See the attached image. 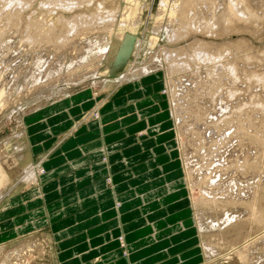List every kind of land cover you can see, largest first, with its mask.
<instances>
[{
	"label": "rangeland",
	"instance_id": "1",
	"mask_svg": "<svg viewBox=\"0 0 264 264\" xmlns=\"http://www.w3.org/2000/svg\"><path fill=\"white\" fill-rule=\"evenodd\" d=\"M4 1L5 0H0L1 3H3ZM22 1L25 2L24 0H21V2ZM31 1H30L31 4L28 3L27 5L21 3V5H23V6H18V2L16 1V2H14L13 6L9 7L8 10L11 11V9H14L16 7L17 8L20 7V9L22 10V13L25 14V15H29L30 18L33 17L32 19H34V20H37V19L38 20L39 19L43 20L45 22V26H44V28L46 27L45 29H47V30L50 29V28L56 29L54 34H56V33L58 34L61 30L64 29L65 23H64V21L60 20V18H59L60 16L64 18L63 20L67 21V20H70V19L72 20L75 16H78V15H86V16H92L93 15L94 16V15L100 14V13H98L99 12L98 10H103V11L105 10L106 12H112V11L115 12V11L118 10L117 13L122 14L126 10L131 8V10H132L131 11V13H132L131 14V21L133 22L135 16L139 14V17H140L139 22L140 23L135 24L134 26L127 25V26L122 27V28H114L113 41H119L121 39L119 41V43H122V42L125 41V38L128 37V36H130L134 41H133V44H132V49H131V53H130V56H129L128 60H125V61L123 60L118 65H116V61L114 60L111 63L109 69L108 68L105 69L103 65H100L101 67L100 66H95V67L92 66V64L94 62H96V60L98 58V54H97L98 53V50H97V45L98 44H97V41L98 42L102 41V43L100 42V44H102L103 46L107 45L109 47V45H110V44L108 45V44L104 43V41L102 39H99L101 37H108V35H109V33L107 31V28H104L102 30L98 29V27H99L98 25L99 24L98 25L96 24L97 25L96 27H94L95 25L94 26L92 25L93 28L91 26H89V25L83 26V28H80V30H78L79 33H77V35L76 34L73 35L72 39L71 40L69 39L68 40L69 42L67 41L68 43L62 44V47L60 45L61 44L60 42H58V43L55 42L59 46L55 45V43H51V44H49L50 47L47 46L42 54H41L42 51L37 49V50H31L29 52L24 50V51H22L20 53L18 52L17 53L18 55H15V59L21 55L20 58H22V59L17 58L16 60H21L22 61V62L18 61V62H20L22 64V65L21 64L20 65L23 66L22 72L26 71L27 73L26 72L23 73L21 79L17 82L16 86L14 87V90L12 91V92H14V94L11 92L12 96H11L10 100L6 101V102L3 101L0 104V197L2 198L4 196V199L2 200V202H0V216L5 215V218L0 220V235H2L1 238H0V264H57V262H56L55 245L51 241L50 233L47 230H43V229L42 230H35V231L27 232V233H24V234H19L17 236L7 235V231L10 229V227L8 228V226L10 225V222H12V218H13V216L11 215L12 214L11 210H12L13 203H14V202H12L13 196L16 195L18 197H21V199L23 198V200H25L28 197L29 194L30 195L34 194L35 189L37 187H39L40 176H42L45 173L44 169L41 166H39V164H38L39 161L37 163V161L35 162L31 158V153H30V151L28 149L27 135H26V132H25L24 127H23V119H24V117L27 114H29L30 112H32L33 110H35V109H37V108H39L41 106H44V105L49 104V103H52V102H54L56 100L61 99L62 97L66 96V95H69L71 93H74V92H77V91H80V90H83V89H95L96 93L102 94V92L104 91L105 87L108 86L109 84H119V83H122V82H128L129 81L128 79L130 77H131L132 80H134V78L131 75L132 71L137 70V69H143L147 65L150 66L149 67L150 68L149 69V72H150L149 74L161 73V76L164 77V85L165 86L163 88L162 93L166 96V99L168 100V103L171 106V100H172V103L174 101L172 99V97L175 98V96H174L175 89H173V91H172V89L167 88V86H166V79H165L166 77L165 76L168 73H170V71L168 70L169 64H167V62H166V64H165V62H163L162 64L159 65V63L157 61L160 58H162V50L163 49L170 50V51L176 50L177 53H178V51L181 52V53H184L185 51L188 52L194 46L192 44L193 43L195 44L196 41H201L203 43L207 42L206 43V44H208L207 48L209 47L208 48L209 50L211 48L212 49L209 51V50H206L207 49L206 48L205 50H206L207 53H211L210 55H212V53H213V56H216V55L218 56V55H221L220 53L222 51V55L223 56L221 55L222 57L220 58L221 59L220 60V65L223 64V71L226 74L224 72L223 73L225 75H229V77H231V75L237 76V77L232 78L233 77L232 76L231 77V81H229V82L223 79V83H225V81H226V84L227 83H230V84L225 85L226 87L224 86L223 83L222 84H223L224 87H222L221 86L222 84H220L221 90H219L220 88H217V90H219L220 92L217 91L216 88H214V86L212 85L213 88L215 89V91H213V88L210 86L211 84L208 85L207 82H206L207 79L203 78V73H204L205 78H206V76L208 75L207 74L208 70H209L208 73L211 70L212 71L215 70L214 69L215 67H213L215 63L214 64L213 63L209 64V62H207V61H206V63L201 61L200 63L203 62L202 63L203 65L204 64L207 65V66H205V68H202V69L200 68V70L199 69L197 70V68H195V67H197L198 65H196V64L194 65L192 63V68L188 69L190 72L188 70H187L188 72L186 70H184L183 71L184 73H183V72H181L183 70L182 69V70H180V72H177L179 74L176 73L177 76H176V74H174V76H173L174 80L169 78V77H172L171 74L167 75V79H168L169 83L172 82L171 80H173L174 81L173 83H175V82H178L179 79H181L180 76L182 77V76H184V74H185V76H187L189 74L190 75L191 74L194 75L195 73L201 71L200 74H201V78H202L201 82L203 83V87H202V89L200 88L201 90H199L200 92L198 91V94H200V96L204 95V96H202V98L203 97L205 98V96H207L212 101V102L210 101V102H208V104H206L208 107H206V110H205L204 109L205 107H203L204 102H202V100L200 101V99H202V98L199 99L198 104L200 105L201 103H203V104L200 105V106H202L200 108V110L201 111L204 110V113H205V116H206V117L204 116V119L207 118L206 120H208L210 122V124H212V123L218 124V123L221 122V124H218V125L222 126V127L219 126L220 129L222 130V128H223V131L226 130V132H223V135L225 133L229 134L230 132H232V135H233L235 130H237L238 132L236 131L235 133H237V136L240 134V136H238V139L236 140V142H238V143H236L235 140H234L235 143H233V144L236 145V144H239V142H240L239 145L241 146V143H242L243 144L242 146H244L243 147L244 149L240 150L241 153H237L239 151H234V153H236V156L232 155V154H234V153H232V151L234 149L237 148V150H238V149H242V148H239L240 146L237 147V145L235 147L233 144L231 145V146H233L231 148V146L229 144H231L233 142L234 136H231L229 134L230 137L229 136L224 137L227 134L224 135V136L222 135L223 139L224 138L225 139L228 138V139H226V140L224 139V141L221 140L220 144H223V145H221L223 147H221L219 145L220 148L218 146L216 148V150L218 149L219 150L218 153L220 154V151L223 148H225L226 152L223 151L224 150L223 149L221 151V153L222 152L225 153V154L222 153V155L223 154L225 155L224 156L225 158L223 157L224 158L223 160L225 162L228 161L229 164L226 162V166H227L226 167L225 165L217 163L218 161H216L217 159L215 158V156H213L212 152H211V155H210V153L208 154L210 158L208 157V155H206V158L204 159L205 161L202 160L203 161V162L201 161L202 163L199 162L200 161L199 158H195V160L199 159L197 161L199 162L200 165H198L196 167L200 166V168H201L200 170L197 168V170H199L200 172L203 173V174L202 173L199 174V177H200V179L203 182L201 183V189L200 188L197 189L198 188L197 186H195V187L191 186L190 187L189 175L187 173L188 170L186 171V167L187 166L185 167V164H184V161H183V160H185L184 159V155H183L184 152H185V148H186L184 146L185 139H184V137H182L180 135L179 128L176 126L175 119H173L174 120V128H175V131L177 133L176 137L178 138V143H179V148L178 149H179V152H180V155H181L180 157H181L182 167H183V171H184V175H185L184 177H185V181H186L188 190H189V192L191 194L190 198H191L192 208L194 209V204H195V207H197L196 204H198L202 200L204 201V205H206V206L208 205V207H209V213H208V209H207L206 206H205V208L203 207V204H202L203 201H202V203L200 205H198L197 208L194 209L195 221H196V231H197V234L199 233V237L196 235V243H195V245L190 247L189 249H186L183 252H181L180 256L188 254L189 251L196 250V253H198L200 256H198L196 258L195 262H193L191 264H264V242H263V240H264V201H262V202L260 201V200H264V178L262 177V176H264V161H263L264 160V158H263L264 157V142L259 140V141H261V143L263 145L262 144L260 145L259 144L260 142H257V143L254 142V138L255 137H258V139H261V138L264 139L263 138L264 137L263 136L264 135V127H261V125L264 126V111H263L264 110V0H244V1L241 0L240 1V2H242L241 5L248 10L247 13L249 15L251 13L255 18L244 19L243 16L242 17L234 16L231 19L230 18L227 19V21H226V19H224L225 20L224 23H223L222 20H218V19L213 20L214 17L210 18V16H213L214 14L216 15L219 12H223V14L228 13L229 9H230L229 7L232 6V2H231L232 0H229V1L228 0H220L221 3H220L219 0H218V2L216 0L217 4L215 3L214 6H216V5L218 6L219 4H221V7H220V5L218 6L219 8L218 7H215V8L212 7L211 9H213L212 10L213 14L210 15L211 14L210 13L209 14L210 16L206 15L205 14L206 11L204 12L203 10H201L202 9L201 6L197 5V4H196L197 5L196 6V5H192V3H191V7L192 8L191 9L189 8L190 10L187 11L186 7L188 8V6H183V4H182L184 0H182V1L181 0H179V1H177V0H84L83 4L79 5L81 7L78 6V7L74 8L73 10H71V9H69V10L66 9L65 10L63 8L62 9L58 8V7H60L59 4L61 3V0H51L54 3L56 2V4L58 3V5H59V6L57 5L58 9L56 7H54L55 5L46 6V7L44 6L43 7L41 4L43 2H45V0L44 1L43 0H31ZM64 1L65 0H63L62 2H64ZM234 1H239V0H234ZM162 3H165V4H162ZM39 5H41V6H39ZM189 5H190V3H189ZM163 6H165L166 8L163 7ZM181 6L185 7V8L182 9ZM197 7H198V9H197ZM100 8H102V9H100ZM161 8H162V12H161ZM173 8H175V10L172 11ZM179 9H180V15L178 16ZM192 9H194V10L192 11ZM196 9L200 10V12L201 11L202 12L201 13L200 12H198V13L194 12ZM215 9H217V13H216ZM18 10H19V8L16 9V10L14 9V11H18ZM181 10H184V12L181 11ZM35 11H37V12H35ZM189 11H192V14L193 13H197V16H195L196 14H194V15L191 14V16L189 17L188 16V15H190ZM31 12H33L34 15H32L33 13H31ZM29 13H31V14H29ZM185 13H187V14L184 15ZM126 14H128V13L126 12ZM204 14L207 17L209 16V19L207 18L208 20L206 19L205 16H202ZM248 14H247V16H249ZM101 15L104 16L103 12H102ZM183 15H184V18H183ZM173 16H175V17H173ZM192 16H194V18ZM187 17H189V18L192 17L190 19L191 21L188 19L190 21V22H188V25H190L191 28L194 26L192 29L190 27H188L190 31H188L189 34L187 35V37H185L181 41H177L176 43H174L173 41L169 40L167 38V36L165 35V32H164L165 31L164 30L165 29V25H166L168 19L169 18L170 19L173 18V19H171L172 22L175 20V22L173 23V26H175L174 30H177L176 32H178V30L180 29L178 33L180 35V33L182 32L181 35H183L184 34L183 30L186 28V26H185L186 24H183L185 26V27L183 26L184 28L182 27V25L179 27V25L182 23L181 20L182 21H186L184 19H187ZM196 18H198V19H196ZM202 18L204 19V21L206 20V22H204ZM201 20H202V22H201ZM195 21H196V24H195ZM208 21L210 23L214 21L213 23H211V25L215 24L216 21L218 23H216V25L214 27H212L211 25H209ZM158 22H160L159 24L163 23V24H161L162 28H159V26L161 27V25L156 27L157 26L156 24H158ZM203 22L205 24L207 23L208 25L207 24L205 25ZM220 22H221L222 27L220 25ZM0 23H2V21ZM183 23H185V22H183ZM191 23H194L195 25H192ZM201 23H203V24H201ZM62 25H64V26H62ZM197 25L199 27H197ZM202 25H205L204 26L205 28H203ZM216 26H218V28L220 27L221 30H220V28H219V30H217ZM208 27H209V29H208ZM211 27L216 33L213 32ZM0 28L2 30L6 29V26H5L4 22L2 24H0ZM11 28L13 29L12 26H10L8 29H11ZM99 28H103V26L99 27ZM188 28H186L185 30H188ZM195 28H196V30L198 28L199 29L203 28L201 30L202 32H205V30H207L206 34L207 35L209 34V35L207 36L205 33H202L200 31L199 32L201 34L200 33L198 34V32L195 30ZM215 28H216L217 31L215 30ZM1 29H0V31H1ZM8 29H7L6 32H3L4 34L2 36L3 40L6 39L5 42H7V40L9 42L11 40L10 37L14 36L12 34L13 33L12 29H11V31L10 30L8 31ZM194 30L196 32H194ZM80 31H81V33H80ZM209 31L212 32V33H210ZM219 31H221V32H219ZM14 34H15V30H14ZM16 35H17V38H18L20 34L19 35L16 34ZM203 35H206V36H203ZM213 35H215V37ZM2 37H0V38L2 39ZM20 37L18 39L15 37L12 41H15L17 44H19L21 42V41H19V40H21ZM70 37H71V35H70ZM7 38H9V39H7ZM1 39H0V41H3ZM88 40L91 41L90 44H89ZM170 42H173V43H170ZM22 44H24V43H22ZM87 44H89L90 46H88ZM216 46L218 47V49H217ZM220 46L223 47V48H220ZM183 49L184 50L186 49V50L184 51ZM214 50H217V52L214 51ZM215 52H216V54H215ZM218 52H220V53L218 54ZM181 53H179L178 55H180ZM43 57L44 58L50 57L51 61H53V62H51L52 63L51 68L55 67L57 69H60V68L63 67L61 80H59L60 84H56L55 86H50L49 89L40 90L38 88L39 89V90H37L38 92H34L32 90V88H31V85L34 86V83H35L33 78H32V76H33L32 74L39 71V68H40V63L39 62L42 61L41 59H43ZM155 57L157 59L158 58L159 59L157 60ZM182 57L184 58L183 55H182ZM27 58H28V60H27ZM152 59H154V60H152ZM180 59H181V57H180ZM222 59H223V61H222ZM32 60H34V61H32ZM54 60H55L56 63L54 62ZM34 62L36 63V65L34 64ZM57 62H59L60 64L57 63ZM25 63H28L30 67H28L27 66L28 64H25ZM153 63H154V65H152ZM24 64H25L26 67L24 66ZM56 64L60 65L61 67L60 66L56 67ZM155 64H156L157 68H155ZM34 65L37 66V67H35ZM75 65H77V66H75ZM32 66H33L34 69L35 68L36 69L35 70L32 69ZM85 66H87L88 68L85 67ZM232 66H236V67H232ZM58 67H60V68H58ZM77 67H78V69H80L79 71L76 69ZM228 67H229L230 70L227 69ZM230 67L233 68V72H234L233 74H231L232 73L231 72L232 69ZM234 68H235V70H234ZM5 69H6L7 72H5L3 74L0 73V76H1L0 77V87H1L2 80L5 77L8 76L7 75L8 74V68H5ZM74 69H75V71H74ZM205 69H207V71H205ZM150 70H152V71H150ZM237 70H238V72H237ZM227 71H230V73H228ZM9 73H10V71H9ZM238 73H239V77H238ZM209 74H211V73H209ZM90 76L93 77V78H90ZM84 77H85L86 80L83 79ZM184 79H185V77H184ZM184 79L182 77V80H184ZM188 79L191 80L192 77L188 76ZM233 79H234V81H232ZM27 80L30 81L28 84H27ZM23 81H25L26 83H24ZM203 81H205V82H203ZM179 82H181V81H179ZM205 84H207L209 87L206 86ZM231 84L233 86L234 85L235 86L232 87ZM29 85H30V87H29ZM229 85H230V88H229ZM19 86L21 87V89H20ZM23 86H25V87L23 88ZM174 86H176V85L174 84ZM177 86H178V84H177ZM177 86L175 87V88H177L176 92L178 91V87ZM193 88H195V87H193ZM204 88H205V90H203ZM209 88H211V89H209ZM30 89H31V91H30ZM206 89H208V91H206ZM229 89H230V91H232L231 89L234 90L233 95L229 91ZM179 90H181V88H179ZM188 90H190V88ZM188 90L187 91L185 90L186 91V96L183 95V97H185V98L189 97L190 93H189ZM29 91H30V93H29ZM221 92L223 94H221ZM201 93H203V94H201ZM205 93H206V95H205ZM217 93L220 94V97H218L219 94L217 96ZM34 94H36V95H34ZM180 94H179V96H181L183 93L181 95ZM187 94H188V96H187ZM208 94H210L212 96H209ZM221 95H222V97H221ZM183 97H181V100H180L181 104L184 106L187 103L186 104L187 105L186 108H187L189 114L191 115L189 117H192V119L191 118L190 119L193 121L192 113H195L193 111V107H195L196 104L193 105V103H195V102L192 103L188 98H186V100H184ZM210 97H212V99ZM196 98H199V97L197 96ZM215 98H217L219 102L216 101L217 99L215 100ZM227 98H229V99H227ZM182 102L183 103L185 102V103L183 104ZM188 103H190V104H188ZM211 103H213V104H211ZM217 103H218V105H217ZM222 103H223V105H221ZM219 105H221V106H219ZM256 105H258V106H256ZM190 106H191V108H190L191 110L188 109V107H190ZM222 106H224L225 110L223 109ZM228 106H229V108H228ZM211 107H214V108H212V110H210V112H209V108H211ZM184 108H185V106H184ZM186 108H185V110H186ZM215 108H216V110H217V108L219 109L218 113H216L217 111L214 110ZM220 108L222 109V114H221V109ZM247 108L248 109L250 108L251 111H250V109L248 110ZM172 109H173V112L175 113L176 112V110H175L176 108H174V106H173ZM246 110H248V111H246ZM245 111H246L247 114H249L248 112L251 113L252 111H254V112H252L253 115H255L256 119H258V117H259V120L261 121V122H259V120H255V121H258L260 126H258L259 124L257 123L258 124L257 125L254 120H251L252 122L249 121L250 120V114L248 116H246L247 114L245 113ZM235 112L237 114H234ZM243 113H244V116H243ZM210 114L211 115L214 114V115L211 116ZM218 114H220V117H219L220 120L218 118H216V120H217L216 121L215 117H218L219 116ZM171 115H172V113H171ZM207 115L208 116L210 115V117H211L210 119L211 120L207 117ZM233 115L237 116V117H235L236 119L231 120L232 117L234 118ZM92 116L95 119L99 118V114H98L97 111H93L92 112ZM228 116H229V118H231L230 119L231 121H229L230 124H227V125L225 124L227 126L226 127V126H223L224 122H222V120L223 121H224V119L225 120H227V119L229 120ZM239 116L242 117V118L238 119ZM245 116L247 117V119H246ZM212 118H213V121H212ZM251 119H255V118L252 117ZM218 120H219V122H218ZM241 120H243V121H241ZM262 120H263V122H262ZM244 121H246V122L249 121L247 123H249L250 125H253V127H254L253 128L252 126H250V127L253 128V130L251 128V131H253V132H251L250 134H251V136H255V137L251 138V136L249 135L250 136L249 138H251L253 140V142L256 144V147H257L258 151L254 150V149H253V151L254 152L256 151V154L260 153L258 156H256V154H254V152L253 153L251 151L249 152V150H251V148L248 149V147L250 145L252 147H254L255 145L252 142H251L252 144L250 143L251 139H249V138L245 139V138L248 137V133L250 132V127ZM240 122L241 123L243 122V123L241 124ZM238 124H240L241 126H239ZM242 125L244 126V128H245V125H246L247 129H249V131L246 128L243 129ZM237 126H238V128H236ZM228 127L231 128V131L229 130ZM190 128L191 127H189V130L192 131L191 129H193V128H191V129ZM227 128H228V132H227ZM234 128H236V129H234ZM255 128L257 129L255 131H258V133L254 132ZM240 129H241V131L245 130V133H242L244 131L240 132ZM259 131H260V133H259ZM253 133H254V135H253ZM243 134H245L246 136L244 135L245 136L244 137ZM259 134H260V137L261 136H263V137L259 138ZM189 135H191L190 132H189ZM239 138H241V139L239 140ZM242 138H244V140H246V141L250 140L248 142L249 143L248 147H245ZM202 140L200 142V146L203 145V143H202L203 141ZM222 141H223V143H222ZM226 141L230 142L229 144H227V146H225L226 143H227ZM245 144H246V142H245ZM257 144L259 146H262V147L261 148L258 147ZM229 146H230L229 149L226 148V147H229ZM246 146H247V144H246ZM206 148L204 146L202 147V149L200 151L201 152L200 155L203 156L202 152L205 151ZM258 148H260L262 151L259 152ZM214 150L215 149H213V151ZM243 151H246L247 153L249 152L250 153L249 155H251V156L253 155L252 158L253 157L255 158V156H256L260 160L253 158L254 162H251V161H253L251 156L250 157L247 156V153L243 152ZM209 152H210V150H209ZM216 152L217 151H215L214 154L217 156ZM229 153L230 154L232 153L231 156L233 158L236 157V160L239 161V163L236 162L235 159H233V161H232V158H230L231 156H229V155H228L229 157L227 156V154H229ZM245 153H246V156L243 155ZM239 154H240V156L243 155L242 157L244 158L245 162L248 164V168H247V164L242 160V157H240ZM260 156H261L262 159L260 158ZM226 157H228L230 159H227ZM247 157H248V159L251 158L249 160L247 159L248 161H250V163L246 160ZM207 158L210 159L211 164H213L214 159H216L215 160V164H214L216 167L219 166V165H220L219 167H221V165L226 167V168L223 167L225 171L223 170L224 174H223V172L221 174L222 175L221 178H223V179H219L220 178V177H218L219 176V172H217L218 170H216L217 168L214 165H212V166H213V168H215V170L211 168L212 166L209 167L211 164H209L210 162H209V159H207ZM103 160H105V159H103ZM206 160H208V161H206ZM261 160H262V162H261ZM224 161H223V163H224ZM258 161H260L261 163L258 162ZM234 162L236 164H238V165H236ZM240 163L241 164L244 163V164H246V166L244 167V164H243V166L239 165ZM256 163H257V166H256ZM202 164H204V165H202ZM227 164L232 166V167L229 166V168H228ZM201 165L203 167H201ZM234 166L236 168H238V167L239 168L240 167L241 168L244 167L243 169L246 168L244 170L245 173H243V170L241 168H240L241 171H239V169H236ZM205 167L208 169V171H207V169ZM261 167H262V169H261ZM231 168L236 169L237 175H236V172L234 171V169L231 170ZM32 169H34L35 175L30 172ZM202 169H204V170L202 171ZM250 169H252V170H250ZM257 169L259 170V172H258ZM210 170H212V171H210ZM230 170H231V172L232 171H234V172L231 173ZM204 171H205V174H204ZM246 171H249V172H252V173H248ZM212 172H213V174H212ZM225 172L226 173L228 172V173L226 174ZM208 173H210V174H208ZM247 173H248V175L250 177L247 175ZM206 174H208V175L206 176ZM243 174H246V177ZM209 175H212V177H213V175H216V176L213 177V179H212V177L211 178L208 177ZM225 175H227L229 177H227ZM238 175H239L240 178L238 177ZM24 176H26L25 179H24ZM202 176L203 177L206 176L208 179L206 180V177L203 178ZM27 177H28V179H30L29 181L26 179ZM233 178H234V180H233ZM236 178H238V179H236ZM254 178H256V179H254ZM33 179H35L34 182L32 181ZM210 179L214 180V181L217 180L216 183L218 185L214 181H212L213 183H215V185H214L211 182ZM218 179L220 181L223 180L225 182L222 181L223 183L222 182L218 183V181H219ZM229 179H232V180H229ZM257 179H259V180H257ZM256 180H257V182H256ZM204 181H206V183ZM226 181L228 183H226ZM233 181L234 182L240 181V183H242V185L247 184V186H248V183H249V187H248V189H247V186H243L242 187L239 182L232 184L231 182H233ZM26 182H28V183H26ZM107 182L109 184H111V180L109 178L107 179ZM229 182L231 183V186H229L230 185ZM257 183H259V184H257ZM210 184H213V185L210 186ZM234 184H236V185H234ZM256 185H257V187H255ZM212 186H214V187L210 188ZM215 186H216L217 189L215 188ZM238 186H240L239 188L242 187L245 191L240 189V192H239V189H236ZM253 186L256 189L258 188L259 190L257 189L258 190L257 191ZM204 188H206L207 190L206 189L204 190ZM253 188H254V190H253ZM233 189H235V191L237 190V192H235ZM200 190H202V192H200ZM209 190H211V191H209ZM250 190H253V192L255 191L256 196H258L257 204H255V206L252 205L255 208H253L250 205L251 203L248 204V202L244 201L245 197L243 195H241V193L245 194V192L247 191L246 192L247 194H245V195H246V197H248V194H250V193L252 194V192ZM3 191H4V195L1 194V192H3ZM215 191H217V192H215ZM218 191L220 192L221 197H220V194L218 193ZM241 191H243V192H241ZM222 193H223V196H222ZM199 194H201V195H199ZM213 195H214V197H213ZM215 195H216V197H215ZM217 195H218V197H217ZM236 195H237V197H236ZM200 197H202V198H200ZM199 199H200V201H199ZM205 199H207L206 202H205ZM210 199H212V201ZM216 199H217V202L220 203V204H218L216 202ZM227 199L231 203H234V204L236 203V205L230 204V202H228ZM234 199H236V200H234ZM219 200H221V201L223 200V202H222L223 206H221V201H219ZM207 201H209V203ZM258 203H260L262 205H259ZM212 204L214 206L216 205L218 207V209H217L216 206L214 207ZM239 204H241V205H239ZM200 206H202V208H204L205 210L207 209V210L205 211ZM256 206H257V209H256ZM219 207L222 208V209H220ZM250 207L252 208V210H251ZM198 212H200V213H198ZM214 213H216V214H214ZM205 214H208V215H205ZM202 216H204V217H202ZM242 218H243V220H242ZM228 220H229L228 224L227 223L224 224ZM202 221L205 222V223H202ZM235 221H237V222H235ZM241 221H244V222L242 223ZM234 222H235V225L237 224L236 226L233 225ZM239 222H241L243 225L241 223L239 224ZM206 223L209 224V225H207ZM212 223L214 225L216 223V225H215L216 227L215 228L218 227L217 228L218 230H216L214 228L213 229L211 228L210 224L212 225ZM3 224H6L7 226H5L3 228V226H2ZM203 224H205L206 227L205 226L202 227ZM217 224H219V226ZM220 224H223V227L220 226ZM247 224H249V225H247ZM207 226L208 227L210 226V228H208ZM243 226H244V228H243ZM245 226H247V228H245ZM220 227H221V229H220ZM199 228H201V230ZM206 228L208 229L207 231H206ZM222 228H223V231H221ZM235 230H237V231H235ZM200 232H201V234H200ZM118 241L122 242L121 246H122L123 249H125V255H126L127 254L126 253V246H125V244L123 242V236H121ZM258 243H260V244H258Z\"/></svg>",
	"mask_w": 264,
	"mask_h": 264
},
{
	"label": "crops",
	"instance_id": "2",
	"mask_svg": "<svg viewBox=\"0 0 264 264\" xmlns=\"http://www.w3.org/2000/svg\"><path fill=\"white\" fill-rule=\"evenodd\" d=\"M164 86L149 74L27 114L28 149L45 173L34 194L13 196L7 235L47 230L57 264L195 262L196 250L180 256L199 233Z\"/></svg>",
	"mask_w": 264,
	"mask_h": 264
},
{
	"label": "bare ground",
	"instance_id": "3",
	"mask_svg": "<svg viewBox=\"0 0 264 264\" xmlns=\"http://www.w3.org/2000/svg\"><path fill=\"white\" fill-rule=\"evenodd\" d=\"M18 2V6H23V5H21V3H23V4H28V3H30V1L31 0H24L25 2H21V0H5L3 3H1L0 2V22L2 21V23L4 22L5 23V26H6V29L5 30H2L1 28V31H0V37H2L3 36V32H6L7 31V29L10 27V26H12L13 27V29L15 30V34H14V30L12 29V31H13V35L14 36H11L10 37V41L8 42V40H7V42H5L6 41V39L5 40H3V37H2V39L1 40H3V41H0L1 43H0V73H5V72H7L6 71V69L5 68H8V76L7 77H5L3 80H2V82H1V87H0V104L3 102V101H9L10 100V98H11V92L14 90V87L16 86V84H17V82L21 79V77H22V75H23V73H25V72H22V68H23V66H21L22 64L20 63V62H22L21 60H16L17 58H20V56L19 57H17L16 59H15V55H18L17 53L19 52H22V51H24V50H26L27 52H29V51H31V50H37V49H39V50H41L42 52H41V54L44 52V50H45V48L48 46V47H50L49 46V44H51V43H58V42H60L59 44L61 45V47H62V44H65V43H68L69 41V39L71 40L72 39V37H73V35H77V33H79V31L78 30H80V28H83V26H85V25H89V26H91L92 28H93V26L94 27H96L98 24V26L99 27H102L103 26V28H99L98 27V29H104V28H107V31H108V33H109V35H108V37H101V38H99V39H102L103 41H104V43H106V44H110L109 45V47L106 45V46H103L102 44H100V42L102 43V41H97V50H98V58H97V60H96V62H94L93 64H92V66H100V65H103L104 66V68L106 69V68H108L109 69V67H110V65H111V63L115 60L116 61V65H118V64H120L123 60L125 61V60H128V58H129V56H130V53H131V49H132V44H133V39L130 37V36H128V37H126L125 38V41L124 42H122V43H119V41L121 40L120 38V40L119 41H113V33H114V28H122V27H125V26H127V25H129V26H134L135 24H138V23H140L139 22V20H140V17H139V14L138 15H136L135 16V18H134V21L132 22L131 21V8L130 9H128V10H126L124 13H122V14H120V13H117L118 12V10L117 11H115V12H106L105 10L103 11V10H98L99 12L98 13H100V14H97V15H92V16H86V15H78V16H75L72 20L70 19V20H67V21H65V20H63L64 18L63 17H59L60 18V20H62V21H64V23H65V26L64 25H62V26H64V29L63 30H61L58 34L56 33V34H54L55 33V30L56 29H53V28H50V29H45L44 28V26H45V22L43 21V20H41V19H37V20H34V19H32V18H30V16L29 15H25V14H23L22 13V10L20 9V7H18L19 8V10L18 11H14V9L16 10V9H18L17 7L16 8H14V9H11V11L10 10H8L9 9V7L10 6H13L14 5V2ZM20 1V2H19ZM44 1V0H43ZM63 0H61V3L59 4L60 5V7H58L59 5H58V3L56 4V2L54 3L53 1H51V0H45V2H41L42 4V6L44 7H46V6H52V5H55L54 7H58V8H63V9H67V10H69V9H71V10H73L74 8H76V7H78L80 4H83V1L84 0H65L64 2H62ZM177 1H179V0H177ZM182 1V0H181ZM220 1V0H219ZM229 1V0H228ZM241 0H239V1H234V0H232L231 2H232V6H230L229 8V12L228 13H226V14H223V12H219L218 14H214L213 16H210V15H212L213 13H212V10L213 9H211L212 7L213 8H215V7H218L219 5H220V7H221V4H219L218 6L216 5V6H214L215 5V3L217 4V2H218V0H217V2H216V0H184L183 1V6H188V8L186 7V9H187V11L188 10H190L192 7H191V3H192V5H200L201 6V10H203L204 12H205V14L206 15H209L210 13V18L211 17H214V19L213 20H215V19H218V20H222L223 21V23H224V19H226V21H227V19H231L232 17H234V16H238V17H242L243 16V18L244 19H247V18H255L251 13H250V15L247 13L248 12V10L246 9V8H244L241 4H242V2H240ZM244 1V0H243ZM32 2V1H31ZM189 3H190V5H189ZM220 3H221V1H220ZM228 3V2H227ZM31 4V3H30ZM162 4H165V3H162ZM179 4V3H178ZM181 4V5H182ZM17 5V4H16ZM41 5H39V6H41ZM58 5V6H57ZM196 5V6H197ZM25 6V5H24ZM176 6V5H175ZM178 6V5H177ZM190 6V7H189ZM199 6V7H200ZM227 6V5H226ZM79 7H81V6H79ZM136 7V6H135ZM163 7H165V6H163ZM195 7V6H194ZM12 8V7H11ZM30 8V7H29ZM57 8V9H58ZM166 8V7H165ZM176 8V7H175ZM175 8H173L172 9V11L173 10H175ZM181 8L183 9V8H185V7H182L181 6ZM190 8V9H189ZM196 8V7H195ZM194 8V9H195ZM219 8V7H218ZM8 11H7V10ZM25 9V8H24ZM34 9V8H33ZM50 9V8H49ZM54 9V8H53ZM96 9V8H95ZM99 9V8H98ZM100 9H102V8H100ZM177 9V8H176ZM194 9H192V11L194 10ZM197 9H198V7H197ZM196 9V10H197ZM227 9V8H226ZM165 10V9H164ZM194 11V12H200V10H197V11ZM25 11V10H24ZM23 11V12H24ZM34 11V10H33ZM160 11V10H159ZM181 11H183L184 12V10H181ZM192 11H189L190 12V15H188L189 17L191 16V14H192ZM215 11H216V13H217V9H215ZM221 11V10H220ZM35 12H37V11H35ZM102 12H103V15L104 16H102L101 14H102ZM105 12V13H104ZM126 12L128 13V14H126ZM161 12H162V8H161ZM166 12V11H165ZM171 12V11H170ZM186 12V11H185ZM202 12V11H201ZM200 12V13H201ZM214 12V11H213ZM31 13H33V12H31ZM31 13H29V14H31ZM45 13V12H44ZM49 13V12H48ZM54 13V12H53ZM140 13V12H139ZM175 13V12H174ZM182 13V12H181ZM188 13V12H187ZM187 13H185L184 15H186ZM197 13H193L192 15H194V14H196L195 16H197ZM170 14V13H169ZM173 14V13H172ZM202 15V16H205L206 17V19L208 18L209 19V16L207 17L206 15ZM247 14L249 15V16H247ZM32 15H34V13L32 14ZM91 15V14H90ZM180 15V9H179V11H178V16ZM184 15H183V18H184ZM240 15V16H239ZM161 16V15H160ZM172 16V15H171ZM45 17V16H44ZM173 17H175V16H173ZM186 17V16H185ZM189 17H187V19H184V20H186V21H182L181 20V24L179 25V27L182 25V27L184 26L183 24H186L185 26H186V28H188V27H190L191 28V26L190 25H188V22H190L191 20V18L193 17L194 18V16H192L191 18H189ZM216 17V18H215ZM246 17V18H245ZM257 17V16H256ZM179 18V17H178ZM181 18V17H180ZM182 18V19H183ZM170 19V18H169ZM168 19V21H167V23H166V25H165V35L167 36V38L169 39V40H171V41H173L174 43H176L177 41H181L182 39H184L185 37H187V35L189 34V32L188 31H190L189 30V28H188V30H183L184 31V34L183 35H181V33H180V35H179V30H178V32H176L177 30H174V27L175 26H173V23L175 22V20L172 22V20L171 19H173V18H171L170 20ZM190 21H189V20ZM196 19H198V18H196ZM203 19V18H202ZM207 19V20H208ZM180 20V19H179ZM188 20V21H187ZM194 20V19H193ZM192 20V21H193ZM200 20V19H199ZM211 20V19H210ZM46 21V20H45ZM52 21V20H51ZM163 21V20H162ZM203 21H204V19H203ZM183 22H185V23H183ZM194 22V21H193ZM200 22V21H199ZM201 22H202V20H201ZM204 22H206V20L204 21ZM203 22V23H204ZM209 22V21H208ZM214 22V21H213ZM213 22H211V23H213ZM2 23H0V24H2ZM160 22H158V24H156L157 26L156 27H158L159 25H161V24H163V23H161V24H159ZM203 23H201V24H203ZM211 23L209 22V25H211ZM216 23H218L217 21H216ZM216 23L215 24H213V25H211L212 27H214L215 25H216ZM226 23V22H225ZM52 24V23H51ZM97 24V25H96ZM178 24V23H177ZM192 25H195L196 24V21H195V24L194 23H191ZM200 24V23H199ZM205 24V23H204ZM207 24V23H206ZM205 24V25H206ZM48 25V24H47ZM46 25V26H47ZM93 25V26H92ZM205 25H202V27L203 28H205L204 26ZM208 25V24H207ZM220 25H221V22H220ZM219 25V26H220ZM4 26V25H3ZM49 26V25H48ZM184 26V27H185ZM54 27V26H53ZM183 27V28H184ZM194 27V26H193ZM192 27V28H193ZM197 27H199L198 25H197ZM210 27V26H209ZM209 27H208V29H209ZM212 27H211V29H212ZM217 27V30H219V28H218V26H216ZM221 27H222V25H221ZM159 28H162V25H161V27L159 26ZM158 28V29H159ZM191 28V29H192ZM203 28H198L197 30H196V28H195V30L198 32V34L200 33V32H202L201 30L203 29ZM11 29H8V31L10 30L11 31ZM91 29V28H90ZM95 29V28H94ZM177 29V28H176ZM207 29V28H206ZM210 29V30H211ZM60 30V29H59ZM93 30V29H92ZM194 30V32H196ZM213 30V29H212ZM211 30V31H212ZM215 30H216V28H215ZM216 30V31H217ZM220 30H221V28H220ZM192 31V30H191ZM200 31V32H199ZM206 31L207 30H205V32H202V33H205L206 34ZM223 31V30H222ZM85 32V31H84ZM93 32V31H92ZM210 32V31H209ZM213 32H215L214 30H213ZM219 32H221V31H219ZM8 33V32H7ZM10 33V32H9ZM80 33H81V31H80ZM89 33V32H88ZM208 33V32H207ZM210 33H212V32H210ZM216 33V32H215ZM223 33V32H222ZM6 34V33H5ZM11 34V35H12ZM16 34H20L19 35V37L21 38V40H19V41H21L19 44H17L15 41H12L15 37L17 38V35ZM201 34V33H200ZM9 35V34H8ZM70 35H71V37H70ZM121 35V34H120ZM207 35V34H206ZM206 35H203V36H206ZM209 35V34H208ZM207 35V36H208ZM212 36V35H211ZM214 37H215V35H213ZM5 37V36H4ZM8 37V36H7ZM18 37V38H19ZM219 37V36H218ZM6 38V37H5ZM17 38V39H18ZM57 40H56V39ZM7 39H9V38H7ZM123 39V38H122ZM17 41V40H16ZM54 41V42H53ZM68 41V42H67ZM89 41V40H88ZM87 41V42H88ZM90 42L91 41H89V44H90ZM173 42H170V43H173ZM22 43H24V44H22ZM55 43V45H57V46H59L58 44H56ZM96 43V42H95ZM207 42H201V41H196V43L194 44H192V45H194L188 52L187 51H185L184 49V53H181V52H179L178 51V53H177V51L176 50H172V51H170V50H165V49H163L162 50V58H156L158 61V63H159V65L160 64H162L163 62H165V64H166V62H167V64H169V68H168V70L170 71V73H168V74H171V76L172 77H169V78H171V79H173L174 77V74H176L177 72H180V70H182L181 72H183L184 70H188V69H190V68H192V63L195 65H198L197 67H195V68H197V70L199 69L200 70V68L202 69V68H205V66H207L206 64H202L203 62H205L206 63V61L207 62H209V64L210 63H215L214 64V66L213 67H215L214 69L215 70H211L209 73H211V74H209L208 73V71H207V69H205V71H207V76H206V78H205V75H204V73H203V78L204 79H207V84L209 85V84H211L210 86L213 88V86H214V88H216V90H217V88H220L221 86L222 87H224L225 85H227V84H230V83H227L226 84V81H231V77L233 76V75H231V77H229V75H225L226 73L223 71V64L222 65H220V58L223 56L222 55V51H221V53L220 52H218V54L220 53L221 55H216V56H213V53H212V55H210L211 53H207L206 52V50H209L208 48H207V45L208 44H206ZM37 44V45H36ZM83 44V43H82ZM89 44H87L88 46H90ZM210 44V43H209ZM213 44V43H212ZM22 45V46H21ZM52 46V45H51ZM86 46V45H85ZM55 47V46H54ZM64 47V46H63ZM189 47V46H188ZM217 47V46H216ZM59 48V47H58ZM57 48V49H58ZM207 48V49H206ZM211 48V47H210ZM220 48H223V47H221L220 46ZM219 48V49H220ZM55 49V48H54ZM76 49V48H75ZM206 49V50H205ZM212 49V48H211ZM210 49V50H211ZM217 49H218V47H217ZM84 50V49H83ZM209 50V51H210ZM182 51V50H181ZM213 51V50H212ZM211 51V52H212ZM214 51H216L217 52V50H214ZM54 52V51H53ZM188 54H187V53ZM216 52H215V54H216ZM179 53H181L180 55H178ZM86 55V54H85ZM182 55L184 56V58L182 57ZM38 56V55H37ZM55 56V55H54ZM23 57V56H22ZM180 57H181V59H180ZM54 58V57H53ZM57 58V57H56ZM154 58V57H153ZM20 59H22V58H20ZM151 59V58H150ZM16 60V61H15ZM27 60H28V58H27ZM42 61L41 62H39L40 63V68H39V71L38 72H36V73H33L32 75V78H33V80H34V86L33 85H31V88H32V90L34 91V92H38L37 90H42V89H49L50 88V86H55L56 84H60L59 83V80H61V75H62V69H63V67L62 68H60L61 66L60 65H57L56 64V67L57 66H60V67H58V68H60V69H57V68H55V67H52L51 68V65H52V63L51 62H53V61H51V59H50V57H46V58H44L43 57V59H41ZM62 60V59H61ZM152 60H154V59H152ZM181 60V61H180ZM18 61H20V62H18ZM32 61H34V60H32ZM201 61H203L202 63H200ZM222 61H223V59H222ZM28 62V61H27ZM38 62V61H37ZM54 62H55V60H54ZM153 62V61H152ZM56 63V62H55ZM57 63H59V62H57ZM21 64V65H20ZM25 64H28V63H25ZM25 64H24V66H25ZM34 64L36 65V63L34 62ZM60 64V63H59ZM77 64V63H76ZM127 64V63H126ZM203 66H202V65ZM32 65V64H31ZM34 65V66H35ZM38 65V64H37ZM151 65V64H150ZM152 65H154V63L152 64ZM158 65V64H157ZM158 65V66H159ZM233 65V64H232ZM236 65V64H235ZM28 67H30L29 66V64L27 65ZM75 66H77V65H75ZM81 66V65H80ZM26 67V66H25ZM35 67H37V66H35ZM39 67V66H38ZM74 67V66H73ZM85 67H87V66H85ZM101 67V66H100ZM150 66L149 65H147V66H145L143 69H137V70H134V71H132V73H131V75H132V77L134 78V80H137V79H141L142 77H144V76H146V75H148L150 72H149V68ZM168 67V66H167ZM166 67V68H167ZM232 67H236V66H232ZM2 68V69H1ZM80 68V67H79ZM88 68V67H87ZM91 68V67H90ZM103 68V67H102ZM115 68V67H114ZM153 68V67H152ZM155 68H157L156 67V64H155ZM159 68V67H158ZM210 68V67H209ZM231 68V67H230ZM32 69H34L33 68V66H32ZM31 69V70H32ZM36 69V68H35ZM34 69V70H35ZM72 69V68H71ZM78 71L80 70V69H78V67L76 68ZM86 69V68H85ZM93 69V68H92ZM91 69V70H92ZM119 69V68H118ZM211 69V68H210ZM213 69V68H212ZM227 69H229V67L227 68ZM232 69V73L231 74H233L234 72H233V68H231ZM238 69V68H237ZM76 70V71H77ZM83 70V69H82ZM103 70V69H102ZM230 70V69H229ZM234 70H235V68H234ZM243 70V69H242ZM9 71H10V73H9ZM74 71H75V69H74ZM150 71H152V70H150ZM189 71V70H188ZM187 71V72H188ZM195 71V70H194ZM203 71V70H202ZM104 72V71H103ZM107 72V71H106ZM190 72V71H189ZM192 72V71H191ZM201 72V71H200ZM200 72H197V73H195L194 75L193 74H189V75H187V76H185V74H184V76H182L183 77V79H184V77H185V79L184 80H182V77L180 76V78L181 79H179V81H181V82H175V83H173L174 81V79L173 80H171L172 82L171 83H169V81H168V79H167V75L165 76L166 78V86H167V88H170V89H172V91H173V89H175V94H174V96H175V98H173L172 97V99L174 100L173 101V103H172V100H171V113H172V117H173V119H175V122H176V126L179 128V132H180V135L182 136V137H184V139H185V144H184V146L186 147L185 148V152H184V159L185 160H183L184 161V164H185V167H186V171H187V173H188V175H189V182H190V187L192 186V187H195V186H197L198 188L197 189H201V183L203 182L201 179H200V177H199V174L200 173H202V172H200L199 170L201 169L200 168V166L199 167H196V166H198V165H200L199 164V162L200 163H202L203 161H205L204 159L206 158V155H208L209 153H210V155H211V152H212V154H213V156H215V158L217 159H214V161H213V164H211V162H210V157H209V155H208V157L209 158H207V159H209V164H211L209 167H211L212 165H214L215 164V160L216 161H218L217 163H220V164H222V165H225L226 166V162L228 163V161H224L223 159L225 158L224 156V152H222V153H224L223 155H222V153H221V151L223 150V151H225V148H223L221 151H220V154L218 153V149L216 150V148L220 145H223V144H220L221 143V140H223L224 141V139H223V136L224 135H226L227 133H225L224 135H223V132H226V130L225 131H223V128H222V130L220 129V127H222L221 125H218V124H221V122L220 123H218V124H214V123H212V124H210V122L208 121V120H206L207 118H205L204 119V116H205V113H204V110H200V108L202 107V106H200L201 104H203V103H201L200 105L198 104V102H199V99L200 98H202V96H204V95H202V96H200V94H198V91L199 90H201L202 89V87H203V83L201 82V74H200ZM225 74H224V73ZM228 73H230V71H227ZM237 72H238V70H237ZM236 72V73H237ZM242 72V71H241ZM27 73V72H26ZM70 73V72H69ZM76 73V72H75ZM86 73V72H85ZM105 73V72H104ZM184 73V72H183ZM186 73V72H185ZM206 73V72H205ZM84 74V73H83ZM82 74V75H83ZM95 74V73H94ZM93 74V75H94ZM108 74V73H107ZM177 74H179V73H177ZM177 74H176V76H177ZM181 74V73H180ZM5 75V74H4ZM28 75V74H27ZM74 75V74H73ZM95 76V75H94ZM97 76V75H96ZM99 76V75H98ZM179 76V75H178ZM188 76L189 77H192V79L191 80H189L188 79ZM228 76V77H227ZM1 77V76H0ZM234 77H237V76H233L232 78H234ZM238 77H239V73H238ZM81 78V77H80ZM90 78H93V77H91L90 76ZM100 78V77H99ZM74 79V78H73ZM83 79H85V77L83 78ZM96 79V78H95ZM178 79V78H177ZM176 79V80H177ZM223 79L224 80H226L225 81V83H223ZM237 79V78H236ZM72 80V79H71ZM81 80V79H80ZM86 80V79H85ZM129 81H131L132 79H131V77L128 79ZM75 81V80H74ZM73 81V82H74ZM200 81V82H199ZM232 81H234V79L232 80ZM24 83H26L25 81H23ZM30 81H28L27 80V84L29 83ZM203 82H205V81H203ZM224 84V86H223V84ZM23 84V83H22ZM174 84L177 86V84H178V91L176 92V89L177 88H175L176 86H174ZM207 84H205L206 86H208ZM220 84H222L221 86H220ZM26 85V84H25ZM213 85V86H212ZM232 85V84H231ZM18 86V85H17ZM22 86V85H21ZM27 86V85H26ZM235 86V85H234ZM233 85H232V87H234ZM20 87V86H19ZM25 86H23V88H24ZM29 87H30V85H29ZM190 88V90H188L189 88ZM193 87H195V88H193ZM209 87V86H208ZM207 87V88H208ZM226 87V86H225ZM22 88V89H23ZM39 88V89H38ZM179 88H181V90H179ZM201 88V89H200ZM206 88V87H205ZM205 88L203 89V90H205ZM213 88V91H215V89ZM229 88H230V85H229ZM240 88V87H239ZM20 89H21V87H20ZM19 89V90H20ZM209 89H211V88H209ZM18 90V89H17ZM188 90L189 91V97H186V98H188L192 103L193 102H195V103H193V105H195L196 104V106L195 107H193V111L195 112V113H192V116H193V121L191 120L192 119V117H189V116H191L190 114H189V112H188V110H187V103L184 105L185 106V108H186V110H185V108H184V106L181 104V97H183V95H185L186 96V91ZM219 90H221V88L219 89ZM219 90H217V91H219ZM223 90V89H222ZM232 91H230V89H229V91L232 93V95H233V92H234V90L233 89H231ZM30 91H31V89H30ZM30 91H29V93H30ZM171 91V90H170ZM185 91V92H184ZM206 91H208V89H206ZM211 91V90H210ZM16 92V91H15ZM200 92V91H199ZM220 92V91H219ZM223 92V91H222ZM221 92V94H223ZM249 92V91H248ZM13 94H14V92H12ZM182 95H181V94ZM185 93V94H184ZM210 93V92H209ZM214 93V92H213ZM230 93V94H231ZM179 94L181 95V96H179ZM201 94H203V93H201ZM211 94V93H210ZM210 94H208L209 96H212V95H210ZM215 94V93H214ZM218 94L219 93H217V96H218ZM31 95V94H30ZM34 95H36V94H34ZM205 95H206V93H205ZM238 95V94H237ZM171 96V95H170ZM187 96H188V94H187ZM191 96V97H190ZM199 97V98H196V97ZM229 96V95H228ZM262 96V95H261ZM218 97H220V94H219V96ZM221 97H222V95H221ZM230 97V96H229ZM232 97V96H231ZM184 98V100H186V98L185 97H183ZM204 98V97H203ZM200 99V101L202 100V102H204V104H203V107H205L204 109L206 110V107H208L206 104H208V102H210L211 100L207 97V96H205V98L204 99ZM211 99H212V97H210ZM236 98V97H235ZM187 99V100H188ZM217 98H215V100H216ZM223 99V98H222ZM227 99H229V98H227ZM183 100V101H184ZM216 101H218V99L216 100ZM222 101V100H221ZM220 101V102H221ZM187 102V101H186ZM212 102V101H211ZM219 102V101H218ZM252 102V101H251ZM183 103V102H182ZM185 103V102H184ZM183 103V104H184ZM214 103V102H213ZM213 103H211V104H213ZM188 104H190V103H188ZM220 104V103H219ZM228 104V103H227ZM248 104V103H247ZM250 104V103H249ZM210 105V104H209ZM217 105H218V103H217ZM221 105H223V103L221 104ZM221 105H219V106H221ZM260 105V104H259ZM173 106H174V108H176L175 110H176V114L173 112ZM189 106V105H188ZM216 106V105H215ZM227 106V105H226ZM256 106H258V105H256ZM210 107V106H209ZM218 107V106H217ZM223 107V109H224V106H222ZM255 107V106H254ZM191 108V106L190 107H188V109L189 110H191L190 109ZM212 108H214V107H211V108H209V112H210V110H212ZM219 108V107H218ZM217 108V110H216V108L214 109V110H216L215 112L216 113H218V109ZM228 108H229V106H228ZM221 109V108H220ZM248 109V108H247ZM250 109V108H249ZM248 109V110H249ZM174 110V111H175ZM213 110V111H214ZM225 110V109H224ZM248 110H246V111H248ZM253 110V109H252ZM242 111V110H241ZM246 111H245V113H246ZM250 111H251V109H250ZM264 111V110H263ZM262 111V112H263ZM212 112V111H211ZM252 112H254V111H252ZM251 112V113H252ZM249 114H250V120L249 121H251V120H259V117H258V119H256V117H255V115H253V113L251 114L250 112H248ZM221 114H222V109H221ZM234 114H237L236 112L234 113ZM241 114V113H240ZM239 114V115H240ZM247 114V113H246ZM249 114H247L246 116H248ZM211 115V114H210ZM210 115L208 116L207 115V117L210 119L211 117H210ZM212 115H214V114H212ZM211 115V116H212ZM219 115V116H218ZM217 116L218 117H215V120H216V118H218L219 119V117H220V114H218ZM226 115V114H225ZM253 115V116H252ZM234 116V115H233ZM242 116V115H241ZM243 116H244V113H243ZM242 116V117H243ZM245 116V117H246ZM262 116V115H261ZM206 117V116H205ZM213 117V118H214ZM235 117H237V116H234V118L232 117V119L231 118H229V116H228V118H229V120L227 121V120H225L224 118V121L222 120V122H224V124H223V126H226L227 124H230L229 123V121H231V120H234V119H236ZM242 117H240L239 116V118L238 119H241ZM252 117H254L255 119H251ZM191 118V119H190ZM213 118H212V121H213ZM244 118V117H243ZM249 118V117H248ZM261 118V117H260ZM231 119V120H230ZM246 119H247V117H246ZM211 120V119H210ZM214 120V121H215ZM220 120V119H219ZM219 120H218V122H219ZM245 120V119H244ZM217 121V120H216ZM227 121V122H226ZM241 121H243V120H241ZM249 121H247V122H249ZM244 122H246V121H244ZM246 122V123H247ZM252 122V121H251ZM250 122V123H251ZM259 122H261L260 120H259ZM262 122H263V120H262ZM217 123V122H216ZM241 123V122H240ZM243 123V122H242ZM241 123V124H242ZM245 123V124H246ZM255 123L257 124L258 123V121H255ZM226 124V125H225ZM248 125H249V127L250 126H252L253 127V125H250L249 123H247ZM252 124V123H251ZM259 124V123H258ZM257 124V125H258ZM235 125V124H234ZM239 126H241L240 124H238ZM255 125V124H254ZM220 126V127H219ZM243 126V125H242ZM258 126H260V124L258 125ZM189 127H191V128H193V129H191L192 131H190L189 130ZM227 127V126H226ZM248 127V128H249ZM252 127H250V132L248 133L247 131V133H248V137L247 138H245V139H248L250 136H251V132H253V131H251V128ZM261 127H264V126H262L261 125ZM229 128V127H228ZM228 128H227V132H228ZM236 128H238V126L236 127ZM236 128H234V129H236ZM241 128V127H240ZM243 129H247V126L245 125V128H244V126L242 127ZM254 128V127H253ZM253 128H252V130H253ZM257 128V127H256ZM254 129V132L256 133H258V131H255V130H257V129ZM260 128V127H259ZM225 129V128H224ZM229 130L231 131V128H229ZM248 131H249V129H247ZM261 130V129H260ZM229 131V132H230ZM234 131V130H233ZM237 130H235V132H236ZM242 131H244V132H242ZM241 131V129H240V132H242V133H245V130H242ZM189 132H190V134L191 135H189ZM234 132V133H235ZM238 132V131H237ZM239 132V133H240ZM233 133V135H232V132H230L229 134L231 135V136H234V139H233V142L231 143V144H229L230 142L228 141H226L227 143H226V145L225 146H227V144H229L230 146L233 144V143H235L236 142V140L238 139V136H240V134L237 136V133H235L234 134ZM259 133H260V131H259ZM179 134V133H178ZM229 134H227L226 136H224V137H227V136H229L230 137V135ZM223 135V136H222ZM245 134H243V136H244ZM250 135V136H249ZM253 135H254V133H253ZM256 135V134H255ZM258 135V134H257ZM180 136V137H181ZM242 136V135H241ZM246 136V135H245ZM244 136V137H245ZM264 136V135H263ZM263 136H261V137H263ZM252 137H255V136H251V138ZM260 137V134H259V138H261ZM233 138V137H232ZM251 138H249V139H251ZM264 138V137H263ZM203 139V140H202ZM226 139H228V138H226ZM225 139V140H226ZM241 138H239V140H240ZM243 139V142H244V145H245V147H248V142L250 141H246V140H244V138H242ZM201 140L203 141L202 143H203V145H201L200 146V142H201ZM234 140H235V142H234ZM238 140V141H239ZM259 140H261L262 142H264L263 140L264 139H258V137H255L254 138V142L255 143H257V142H260L259 144L261 145L262 143H261V141H259ZM223 141H222V143H223ZM182 142V141H181ZM245 142H246V144H247V146H246V144H245ZM253 143L255 146V148L254 147H252L251 145L248 147V149H250L251 148V150H249V152L251 151L252 153L254 152L253 151V149L254 150H256V151H258L257 150V147H256V144L253 142V140L251 139V141H250V143ZM201 143V144H202ZM236 143H238V142H236ZM251 143V144H252ZM239 144H240V142H239ZM239 144H236L237 145V147L238 146H240ZM235 147H236V145L235 144H233ZM243 144L241 143V146L239 147V148H242V149H238L237 150V148L236 149H234L233 151H232V153H234V151H239V152H237V153H241L240 152V150H243L244 148V146H242ZM263 145V144H262ZM207 147L206 148V150L205 151H203L202 153H203V156L202 155H200V151H201V149H202V147ZM220 146H219V148H220ZM224 146V147H225ZM230 146L229 147H226V148H230ZM257 146L258 147H262V146H259L258 144H257ZM221 147H223V146H221ZM233 146H231V148H232ZM260 148H258L259 149V152L260 151H262ZM184 149V148H183ZM213 149H215L214 151H213ZM227 149V150H228ZM247 149V148H246ZM209 150H210V152H209ZM215 151H217L216 153H217V156L214 154L215 153ZM230 151V150H229ZM256 151L254 152V154H256ZM226 152V151H225ZM228 152V151H227ZM243 152H246V151H243ZM247 153V156H251V155H249L250 153ZM258 152V153H259ZM231 153V154H232ZM246 153L245 154H243V155H245L246 156ZM251 153V154H252ZM263 153V152H262ZM219 154V155H218ZM231 154L229 153V154H227V156L229 155V156H231ZM260 154V153H259ZM259 154H256V156H258ZM232 155H235L236 156V153H234V154H232ZM242 155V156H243ZM228 156V157H229ZM239 156H240V154H239ZM242 156H240V157H242ZM253 156V155H252ZM252 156H251V158H252ZM255 156V158L254 159H259L258 157H256ZM224 157V158H223ZM228 157H226L227 159H230V158H232V161H233V159H235L236 160V157H230V158H228ZM195 158H199L200 159V161L198 162L197 160H199V159H197V160H195ZM212 158V157H211ZM251 158H249V159H251ZM252 158V159H253ZM260 158H261V156H260ZM264 158V157H263ZM213 159V158H212ZM248 159V157L246 158V160ZM248 159V160H249ZM254 159H253V161H251V162H254ZM262 159V158H261ZM203 160V161H202ZM242 160L245 162V160H244V158L242 157ZM247 160V161H248ZM260 160V159H259ZM202 161V162H201ZM206 161H208V160H206ZM223 161H224V163H223ZM231 161V162H232ZM242 161V162H243ZM257 161V160H256ZM255 161V162H256ZM264 161V160H263ZM236 162H238L239 163V161H237L236 160ZM241 162V163H242ZM249 163H250V161H248ZM258 162H260V161H258ZM261 162H262V160H261ZM260 162V163H261ZM205 163V162H204ZM216 163V164H217ZM235 163V162H234ZM233 163V164H234ZM239 164V165H242L243 166V164ZM246 163V162H245ZM206 164V163H205ZM208 164V163H207ZM208 164V165H209ZM229 164V163H228ZM227 164V165H228ZM232 164V165H233ZM236 164V163H235ZM247 164V163H246ZM246 164H244V167L246 166ZM254 164V163H253ZM259 164V163H258ZM202 165H204V164H202ZM201 165V167H203ZM219 165V164H218ZM221 165V167H219V166H215L217 169L216 170H218L217 172H219V176L218 177H220L219 179H223V178H221L222 177V172H223V170H224V168H226V167H224V166H222ZM236 165H238V164H236ZM235 165V166H236ZM252 165V164H251ZM14 166V165H13ZM206 166V165H205ZM229 166L230 165H228V168H229ZM234 166V167H235ZM256 166H257V163H256ZM260 166V165H259ZM224 167V168H223ZM230 167H232V166H230ZM237 167V166H236ZM235 167V168H236ZM243 167V168H244ZM197 168L199 169V170H197ZM206 168V167H205ZM212 169H214L215 170V168H213V166L211 167ZM210 168V169H211ZM241 168V167H240ZM239 167L238 168H236V169H239V171H241V169L243 170V173H245L244 172V170L246 169H243V168H241L240 169ZM247 168H248V164H247ZM207 169V168H206ZM232 169H234V168H231V170ZM236 169H234V171L236 172ZM259 169V168H258ZM257 169V170H258ZM261 169H262V167H261ZM260 169V170H261ZM204 169H202V171H203ZM231 170H230V172H231ZM248 170V169H247ZM250 170H252V169H250ZM256 170V171H257ZM206 171V170H205ZM205 171H204V174H205ZM207 171H208V169H207ZM206 171V172H207ZM210 171H212V170H210ZM209 171V172H210ZM225 171V170H224ZM234 171H232V172H234ZM32 174H34L35 175V171H34V169H32L31 171H30ZM216 172V171H215ZM231 172V173H232ZM246 172H248V173H252V172H249V171H246ZM258 172H259V170H258ZM29 173V172H28ZM211 173V172H210ZM210 173H208V174H210ZM226 173V172H225ZM228 173V172H227ZM226 173V174H227ZM242 173V172H241ZM248 173H247V175H248ZM203 174V173H202ZM208 174H206V176L208 175ZM212 174H213V172H212ZM223 174H224V172H223ZM234 174V173H233ZM232 174V175H233ZM6 175V174H5ZM4 175V176H5ZM33 175V176H34ZM236 175H237V172H236ZM235 175V176H236ZM243 175H245V177H246V174H243ZM31 176V175H30ZM204 176V175H203ZM202 176V177H203ZM205 176V177H206ZM216 175H213V177H215ZM225 176H227V175H225ZM224 176V177H225ZM249 176V175H248ZM247 176V177H248ZM25 177L26 176H24V179H25ZM35 177V176H34ZM38 177V176H37ZM36 177V178H37ZM205 177H203V178H205ZM208 177H212V175H209ZM213 177H212V179H213ZM227 177H229V176H227ZM226 177V178H227ZM232 177V176H231ZM230 177V178H231ZM234 177V176H233ZM237 177V176H236ZM238 177H239V175H238ZM250 177V176H249ZM263 178H264V176H262ZM217 178V177H216ZM240 178V177H239ZM259 178V177H258ZM28 181L30 180V179H28V177L26 178ZM208 178L206 177V180H207ZM218 179V180H219ZM236 179H238V178H236ZM254 179H256V178H254ZM260 179V178H259ZM259 179H257V180H259ZM26 180V181H27ZM211 180V179H210ZM229 180H232V179H229ZM228 180V181H229ZM233 180H234V178H233ZM257 180H256V182H257ZM33 182L35 181V179H33L32 180ZM209 181V180H208ZM212 181H214V180H211V182ZM217 181V180H216ZM216 181H214L215 183H216ZM223 181V180H222ZM222 181H218V183L220 182H222ZM253 181V180H252ZM205 183H206V181H204ZM210 182V181H209ZM223 182H225V181H223ZM222 182V183H223ZM239 183H240V181H238ZM237 181L236 182H231L232 184L233 183H238ZM243 182V181H242ZM26 183H28V182H26ZM208 183V182H207ZM213 183V182H212ZM215 183H213L214 185H215ZM226 183H228L227 181H226ZM230 183V182H229ZM231 183H230V185L229 186H231ZM261 183V182H260ZM213 184H210V186L211 185H213ZM217 184V183H216ZM241 184V186L243 187V186H247V184H245V185H242V183H240ZM251 184V183H250ZM256 184V183H255ZM254 184V185H255ZM257 184H259V183H257ZM263 184V183H262ZM218 185V184H217ZM216 185V186H217ZM234 185H236V184H234ZM233 185V186H234ZM252 185V184H251ZM208 186V185H207ZM216 186H215V188H216ZM220 186V185H219ZM218 186V187H219ZM214 186H212V187H210V188H213ZM223 187V186H222ZM226 187V186H225ZM240 186H238L236 189H239V192H240V189H242L243 191H245L242 187L241 188H239ZM248 187H249V183H248V186H247V189H248ZM251 187V186H250ZM254 187V186H253ZM255 187H257V185L255 186ZM254 187V188H255ZM7 188V187H6ZM5 188V189H6ZM203 188V187H202ZM227 188V187H226ZM233 188V187H232ZM245 188V187H244ZM252 188V187H251ZM250 188V189H251ZM254 188H253V190H254ZM195 189V188H194ZM206 188H204V190H205ZM217 189V188H216ZM256 189V188H255ZM258 189V188H257ZM256 189V190H257ZM262 189V188H261ZM260 189V190H261ZM207 190V189H206ZM213 190V189H212ZM234 191H235V189H233ZM253 190H250L251 192H252V194L250 193V194H248V197H246V195L245 194H247L246 192H245V194H242L241 193V195H243L244 197H245V199H244V201H246V202H248V204L249 203H251L250 205L252 206H255V204H257V198H258V196H256V193H255V191L253 192ZM259 190V189H258ZM257 190V191H258ZM5 191V190H4ZM4 191L3 192H1V194H3L4 195ZM209 191H211V190H209ZM220 191V190H219ZM218 191V193L220 194V192ZM224 191V190H223ZM243 191H241V192H243ZM249 191V192H250ZM194 192V191H193ZM199 192V191H198ZM200 192H202V190H200ZM208 192V191H207ZM215 192H217V191H215ZM235 192H237V190L235 191ZM238 192V193H239ZM260 192V191H259ZM206 193V192H205ZM232 193V192H231ZM237 193V194H238ZM235 194V193H234ZM240 194V193H239ZM199 195H201V194H199ZM240 195V196H241ZM259 195V194H258ZM222 196H223V193H222ZM205 197V196H204ZM207 197V196H206ZM211 197V196H210ZM209 197V198H210ZM213 197H214V195H213ZM215 197H216V195H215ZM217 197H218V195H217ZM220 197H221V194H220ZM236 197H237V195H236ZM239 197V196H238ZM243 197V198H244ZM200 198H202V197H200ZM208 198V199H209ZM4 199V196L1 198L0 197V202H2V200ZM214 199V198H213ZM229 199V198H228ZM228 199H227V201H228ZM237 199V198H236ZM236 199H234V200H236ZM241 199V198H240ZM202 200V199H201ZM206 200L207 199H205V202H206ZM211 201H212V199H210ZM230 200V199H229ZM233 200V199H232ZM231 200V201H232ZM242 200V199H241ZM199 201H200V199H199ZM203 201V200H202ZM202 201L201 202H199L198 204H196L197 205V207H198V205H200L201 203H202ZM210 201V202H211ZM219 201H221V200H219ZM239 201V200H238ZM243 201V202H244ZM261 202L262 201H264V200H260ZM259 201V202H260ZM208 203H209V201H207ZM216 202H217V199H216ZM215 202V203H216ZM223 200L221 201V206H223ZM228 202H230V201H228ZM260 202V203H261ZM197 203V202H196ZM218 203V202H217ZM241 203V202H240ZM260 203H258L259 205H262V204H260ZM203 207L205 208V206L206 205H204V201H203ZM206 204V203H205ZM214 204V203H213ZM212 204V205H213ZM218 204H220V203H218ZM230 204H234V203H231L230 202ZM238 204V203H237ZM242 204V203H241ZM241 204H239V205H241ZM211 205V206H212ZM234 205H236V203L234 204ZM238 205V206H239ZM210 206V205H209ZM214 206V205H213ZM216 206V205H215ZM214 206V207H215ZM248 206V205H247ZM252 206V207H253ZM197 207H195V204H194V209L195 208H197ZM201 208H202V206H200ZM199 207V208H200ZM207 207V209H208V213H209V207H208V205L206 206ZM217 207V206H216ZM204 208H202V209H204ZM220 208V207H219ZM248 208V207H247ZM251 208V207H250ZM253 208H255V207H253ZM206 209V210H207ZM211 209V208H210ZM217 209H218V207H217ZM220 209H222V208H220ZM219 209V210H220ZM256 209H257V206H256ZM197 210V209H196ZM205 210V209H204ZM205 210V211H206ZM251 210H252V208H251ZM255 210V209H254ZM203 211V210H202ZM215 211V210H214ZM213 211V212H214ZM201 212V211H200ZM200 212H198V213H200ZM211 212V211H210ZM217 212V211H216ZM219 212V211H218ZM207 213V212H206ZM212 213V212H211ZM244 213V212H243ZM214 214H216V213H214ZM205 215H208V214H205ZM250 216V215H249ZM201 217V216H200ZM202 217H204V216H202ZM206 218V217H205ZM204 218V219H205ZM201 219V218H200ZM208 219V218H207ZM202 220V219H201ZM242 220H243V218H242ZM245 220V219H244ZM248 220V219H247ZM256 220V219H255ZM246 221V220H245ZM228 222H229V220L228 221H226L224 224H228ZM231 222V221H230ZM235 222H237V221H235ZM235 222H234V226H236L235 225ZM242 223L244 222V221H241ZM241 222H239V224L241 223ZM202 223H205V222H203L202 221ZM201 223V224H202ZM218 223V222H217ZM222 223V222H221ZM241 223V224H242ZM207 224V223H206ZM238 224V225H239ZM207 225H209V224H207ZM215 225H216V223H215ZM213 223H212V225L210 224V226H211V228L213 229H216V230H218L217 228H215L216 226H215ZM218 226H219V224H217ZM232 225V226H233ZM243 225V224H242ZM245 225V224H244ZM247 225H249V224H247ZM201 226V225H200ZM205 226V224H203L202 225V227H204ZM210 226L208 227V228H210ZM220 226H222L223 227V224H220ZM231 226V225H230ZM241 226V225H240ZM201 227V228H202ZM206 227V226H205ZM201 228H199L200 230H201ZM229 228V227H228ZM238 228V227H237ZM241 228V227H240ZM239 228V229H240ZM243 228H244V226H243ZM245 228H247V226H245ZM203 229V228H202ZM220 229H221V227H220ZM233 229V228H232ZM235 229V228H234ZM208 229L206 228V231H207ZM211 230V229H210ZM209 230V231H210ZM227 230V229H226ZM230 230V229H229ZM220 231V230H219ZM221 231H223V228H222V230ZM234 231V230H233ZM235 231H237V230H235ZM240 232V231H239ZM212 233V232H211ZM200 234H201V232H200ZM210 234V233H209ZM223 234V233H222ZM262 240V239H261ZM263 242H264V240H263ZM258 244H260V243H258ZM257 244V245H258ZM260 246V245H259ZM209 248V247H208ZM212 251V250H211ZM244 257V256H243ZM247 257V256H246ZM249 259V258H248ZM244 260V259H243ZM251 260V259H250ZM245 261V260H244ZM243 261V262H244Z\"/></svg>",
	"mask_w": 264,
	"mask_h": 264
}]
</instances>
